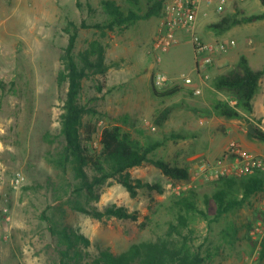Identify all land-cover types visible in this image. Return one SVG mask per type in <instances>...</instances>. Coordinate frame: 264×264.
<instances>
[{
	"label": "rangeland",
	"instance_id": "374dc122",
	"mask_svg": "<svg viewBox=\"0 0 264 264\" xmlns=\"http://www.w3.org/2000/svg\"><path fill=\"white\" fill-rule=\"evenodd\" d=\"M116 1L124 9L128 7L127 0ZM100 2L0 0V264H62L69 260L62 255L63 248L68 254V247L75 260L85 262L101 250L118 254L133 243L156 240L164 236L169 222L175 221L173 201L182 192L195 189L200 197L199 206L205 208L201 199L213 195L220 178L234 176L228 172L233 164V159L225 157L228 147L237 142L252 151L234 138L238 132L253 145L251 148L261 150L252 152L264 154V142L249 134L247 125L252 122L211 114L212 103L218 97L236 102L229 91L215 89L216 77L233 72L241 55L248 57L252 69L264 67V19L238 24L222 34L209 28V24L225 14L235 12L237 4L247 14L260 13L264 7L260 0H225L224 3L203 0L198 17L201 37L213 42L235 41L227 52L213 55L207 79L202 80L197 74L193 44L185 34H180V41L167 51L156 49L161 16L106 34L83 29L77 49L86 51L91 44L99 42L105 64L109 66L106 76L96 75L106 81L101 91L91 79L82 80L80 101L95 110L83 116L86 125L81 128L82 136H87V125L97 129L87 144L100 147L102 129L117 123L114 118L125 115V121L119 124L143 142L166 139L152 156L188 167L189 179L172 180L158 167L145 162L130 169L132 176L161 183L163 193L143 188L132 196L115 179H109L97 190V198L77 192L80 182L77 165L69 163L64 167L60 159V114L66 91L58 87L57 75L68 41L64 32L67 20H103L105 13ZM148 4L149 0H139L142 12ZM159 72L170 80L163 86L155 85ZM183 73L193 78L192 84L181 80ZM175 84L184 89L174 97L160 100L152 94V85L163 90ZM197 89L199 93L195 92ZM253 101L252 119L259 126L264 125V76ZM168 106L172 107L170 118L159 128L155 119ZM171 133L186 137L167 139ZM227 139L230 140L225 144ZM250 200L212 222L211 227L202 217H192L196 229L194 242L203 244L205 249L221 244L220 233L230 223L241 227L235 246L222 245L221 254L212 264H257L263 235L252 232L259 223V228L264 229V219L259 217L264 213V200L256 197ZM114 204L137 212L138 219L107 216L98 219L84 211L103 210ZM207 212L209 218H215L214 201ZM249 222L252 226L247 230L243 225ZM66 233L74 240L72 246L62 239ZM78 236L87 238L88 246L78 241ZM252 242H256V248Z\"/></svg>",
	"mask_w": 264,
	"mask_h": 264
},
{
	"label": "trees",
	"instance_id": "16d2710c",
	"mask_svg": "<svg viewBox=\"0 0 264 264\" xmlns=\"http://www.w3.org/2000/svg\"><path fill=\"white\" fill-rule=\"evenodd\" d=\"M166 0H149L146 11L142 12L139 0H127L128 7L123 8L116 0H101L100 4L105 13L101 21L87 22L85 19L77 22L68 19L64 32L68 36L66 46L61 55V68L57 75V84L60 89L66 92L63 98V111L60 114V138L62 149L60 159L63 166L75 163L77 175L80 182L77 185V192H84L91 198H97V190L109 179H115L123 184L132 196H136L140 189L146 188L158 193L164 192L161 183L146 182L142 178L132 176L130 169L150 162L158 167L162 173L175 181H185L190 177L189 168L177 162H170L163 158H155L152 154L166 142L165 140H147L143 142L127 130L119 122L125 121L124 115L114 118L115 124H109L100 132V147L95 148L87 144L93 140L96 128L87 125V136L83 137L81 128L86 124L83 116L87 112H93L92 108L80 101L82 95V80L89 78L95 88L101 91L106 84L105 79L97 78V74L106 76L108 65L105 64L102 46L95 42L86 51L78 52L80 31L83 29H95L104 34L109 31H124L140 20H146L154 16H162ZM264 7V0H260ZM91 12L94 8L90 7ZM264 19V9L260 13L247 14L238 4L235 12L225 14L220 20L209 24V28L217 34H222L234 26L242 23H249ZM264 76V67L260 70L252 69L246 55H241L237 68L228 75H220L213 80V86L218 91H229L236 100L232 104L226 99H215L212 103L211 114L229 119H240L252 122L255 133L249 134L264 142V129L252 119L254 112V96L257 92L260 80ZM184 86L175 84L163 90L152 85L154 97L165 100L180 93ZM172 107L168 106L160 110L155 123L162 128L170 118ZM261 121V119L259 120ZM142 134L143 130H139ZM184 134L171 133L167 139H182ZM86 142V143H85ZM221 183L212 196L205 195L201 203L205 208L199 206V193L195 189H188L182 192L174 201L173 208L176 209L173 216L175 221H170L163 237L156 240L136 242L122 252L114 253L109 249L101 250L94 258L77 261L75 256L68 254L62 249L64 258H69L62 264H212L217 256L221 254L222 245L234 247L240 239L241 227L230 223L220 233L221 244L213 248H203V244H196V229L192 226V217L200 216L208 222H217L225 214L240 209L253 197L264 200V176L262 174H249L244 176H222ZM216 203L215 218H209L207 209L211 202ZM250 203V202H249ZM92 216L102 219L104 216L117 217L121 219H138V213L130 211L125 206L111 205L103 210L93 208L84 209ZM259 217L264 219V213ZM252 223L244 224L243 227L249 230ZM62 239L70 246L74 244L73 238L63 234ZM78 241H83L88 246L89 240L84 236H78ZM253 248H256V242ZM261 248L257 258V264L264 262V237L261 240ZM81 252L78 251V254ZM69 255V256H68Z\"/></svg>",
	"mask_w": 264,
	"mask_h": 264
},
{
	"label": "built area",
	"instance_id": "2783aa9c",
	"mask_svg": "<svg viewBox=\"0 0 264 264\" xmlns=\"http://www.w3.org/2000/svg\"><path fill=\"white\" fill-rule=\"evenodd\" d=\"M202 1L168 0L163 8L155 47L161 51H167L172 45L180 41V34L188 36L193 44L197 74L204 80L210 76L213 55L219 52H227L230 46L235 45V41L219 40L213 42L201 37L198 31V17ZM224 2L225 0H222V3ZM218 9L221 10L222 6H219ZM181 80L185 84L193 83V78L185 73L181 75ZM169 81V77L164 73L159 72L155 76L156 86H163ZM195 92L199 93L200 90L197 89ZM225 157L233 159L232 167L228 169V172L234 176L256 173L264 176V154L249 151L240 143L232 142L226 150ZM260 226L261 223L256 226L252 233H261L263 238L264 229L259 228ZM262 226L264 227V224Z\"/></svg>",
	"mask_w": 264,
	"mask_h": 264
},
{
	"label": "crops",
	"instance_id": "0c3cea01",
	"mask_svg": "<svg viewBox=\"0 0 264 264\" xmlns=\"http://www.w3.org/2000/svg\"><path fill=\"white\" fill-rule=\"evenodd\" d=\"M241 1H244V0H241ZM248 58V57H247ZM250 62V61H249ZM262 81V79L260 80V82ZM218 99H222V97H218ZM232 103V102H231ZM233 104V103H232ZM257 117V116H256ZM257 118H261V116H258ZM264 120V119H263ZM264 122V121H263ZM263 129H264V125H263V123L260 125ZM228 134H230V132H228ZM238 135L237 136H235L234 138H236V139H238V140H240V141H242V143L246 146V147H248L249 149H251L252 151H257V152H261V150L260 149H258V150H254L253 148H251V145L252 144H249L248 143V141H247V139H244V137H243V134H242V132H238L237 133ZM230 139H227L224 143L225 144H227L228 143V141H229ZM253 146V145H252ZM256 147V146H255ZM257 148V147H256Z\"/></svg>",
	"mask_w": 264,
	"mask_h": 264
},
{
	"label": "water",
	"instance_id": "95a60500",
	"mask_svg": "<svg viewBox=\"0 0 264 264\" xmlns=\"http://www.w3.org/2000/svg\"><path fill=\"white\" fill-rule=\"evenodd\" d=\"M247 128H248V130H249L251 133H255V128H254L253 123H249V124L247 125Z\"/></svg>",
	"mask_w": 264,
	"mask_h": 264
}]
</instances>
